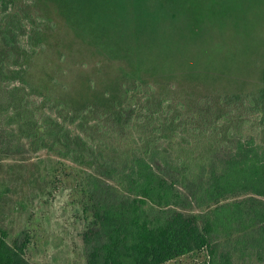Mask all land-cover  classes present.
Returning a JSON list of instances; mask_svg holds the SVG:
<instances>
[{
	"label": "trees",
	"instance_id": "obj_1",
	"mask_svg": "<svg viewBox=\"0 0 264 264\" xmlns=\"http://www.w3.org/2000/svg\"><path fill=\"white\" fill-rule=\"evenodd\" d=\"M58 2L0 0V120L56 158L51 179L80 199L86 264L203 253L202 264H264V69L254 90L125 74L57 97L31 71L58 29ZM31 244L0 228V264H31Z\"/></svg>",
	"mask_w": 264,
	"mask_h": 264
},
{
	"label": "rangeland",
	"instance_id": "obj_2",
	"mask_svg": "<svg viewBox=\"0 0 264 264\" xmlns=\"http://www.w3.org/2000/svg\"><path fill=\"white\" fill-rule=\"evenodd\" d=\"M89 1L59 0L58 29L32 68V82L57 97L69 99L87 78L105 86L125 74L159 83L172 76L183 91L199 93L260 86L264 0ZM27 36L18 35L22 46ZM34 99L40 105L41 96ZM0 136V228L10 240L27 234L31 264H86L80 199L51 179L56 158L4 120ZM205 259L203 253L167 264Z\"/></svg>",
	"mask_w": 264,
	"mask_h": 264
}]
</instances>
